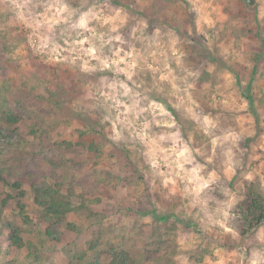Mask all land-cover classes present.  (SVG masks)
<instances>
[{"label": "rangeland", "instance_id": "1", "mask_svg": "<svg viewBox=\"0 0 264 264\" xmlns=\"http://www.w3.org/2000/svg\"><path fill=\"white\" fill-rule=\"evenodd\" d=\"M263 68L264 0H0V264H264Z\"/></svg>", "mask_w": 264, "mask_h": 264}, {"label": "trees", "instance_id": "2", "mask_svg": "<svg viewBox=\"0 0 264 264\" xmlns=\"http://www.w3.org/2000/svg\"><path fill=\"white\" fill-rule=\"evenodd\" d=\"M92 120L87 121L86 125L91 128L93 127ZM17 185H21L17 183ZM54 207H59L55 209L56 214L58 217L62 218L66 214V210H71L69 205V201L64 200H57L54 199L53 202ZM10 205L7 201H4L3 208H7ZM21 208L24 207L21 205ZM23 214V212L21 211ZM147 214L153 213V215L158 219H168L171 214H160L159 210L154 207L153 211H146ZM234 219H236L239 223L238 229L242 233H246L251 230L254 226L264 222V193H262L256 183H247L246 185V196L235 208L233 211ZM28 218V217H26ZM8 227L10 228V233L8 235H4L0 240V249L4 252H7L12 249L16 248L18 250L23 249L25 246L24 239L20 236L19 232L14 228L11 223H8ZM47 236H52V232L49 230L46 233ZM127 251L123 250L119 256V262L121 264H125L128 260H132V257L129 255ZM117 260V259H116Z\"/></svg>", "mask_w": 264, "mask_h": 264}, {"label": "water", "instance_id": "3", "mask_svg": "<svg viewBox=\"0 0 264 264\" xmlns=\"http://www.w3.org/2000/svg\"><path fill=\"white\" fill-rule=\"evenodd\" d=\"M247 2L249 3V4H253L254 3V0H247ZM259 226V224L258 225H256L254 228H252L250 231H248L247 233H245L244 235H243V237H242V239H241V251H243V241H244V238L246 237V236H248L249 234H251L252 232H253V230H255L257 227Z\"/></svg>", "mask_w": 264, "mask_h": 264}, {"label": "crops", "instance_id": "4", "mask_svg": "<svg viewBox=\"0 0 264 264\" xmlns=\"http://www.w3.org/2000/svg\"><path fill=\"white\" fill-rule=\"evenodd\" d=\"M262 71H264V68L262 69ZM263 96H264V92L261 91V93H259V97H262L263 98Z\"/></svg>", "mask_w": 264, "mask_h": 264}]
</instances>
